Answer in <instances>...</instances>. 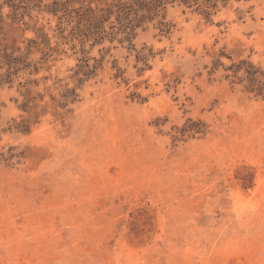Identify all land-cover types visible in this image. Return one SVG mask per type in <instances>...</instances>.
Wrapping results in <instances>:
<instances>
[{
  "label": "rangeland",
  "instance_id": "1",
  "mask_svg": "<svg viewBox=\"0 0 264 264\" xmlns=\"http://www.w3.org/2000/svg\"><path fill=\"white\" fill-rule=\"evenodd\" d=\"M125 3L0 0V264H264V0Z\"/></svg>",
  "mask_w": 264,
  "mask_h": 264
},
{
  "label": "trees",
  "instance_id": "2",
  "mask_svg": "<svg viewBox=\"0 0 264 264\" xmlns=\"http://www.w3.org/2000/svg\"><path fill=\"white\" fill-rule=\"evenodd\" d=\"M183 2V4L188 5V4H197V5H203L206 8H211L215 7L218 3V0H180ZM168 0H134V5H136L137 8H134V5L128 6L126 3L121 4L118 6V18L121 21L126 20L128 23L126 27H129L132 25L133 21H142V19H147L149 15L156 14L160 12L161 9L166 5ZM139 11H143L145 14L142 15L141 20L140 19H135L131 18V15L134 13L136 17L139 15ZM2 19V15L0 12V21ZM106 20V19H105ZM100 24V23H99ZM100 26L97 25L94 28L98 29ZM132 27V26H131ZM95 34V32H94ZM6 54V53H5ZM6 66L8 69L6 70L5 74H0V85L9 81L12 79L14 75H16L19 72V68L17 69V65L22 63V59L19 58H14L13 54H6L3 57ZM3 66L0 65V69H2Z\"/></svg>",
  "mask_w": 264,
  "mask_h": 264
}]
</instances>
